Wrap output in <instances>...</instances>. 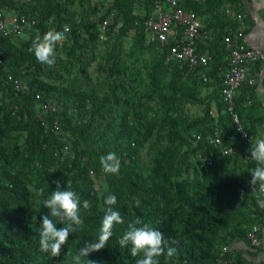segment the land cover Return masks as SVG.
<instances>
[{"label": "trees", "instance_id": "1", "mask_svg": "<svg viewBox=\"0 0 264 264\" xmlns=\"http://www.w3.org/2000/svg\"><path fill=\"white\" fill-rule=\"evenodd\" d=\"M184 1L187 4L180 1L179 6L197 16L199 4ZM136 2L139 1L109 0L105 4L97 0H0V12L10 7L17 15L36 21L24 32L29 39L19 48L10 44L20 36L0 38L4 77L11 74L29 87L28 92H17L0 80V264H71L80 247L96 241L107 206L104 200L99 202L89 175L91 168L83 165L85 161L103 173L108 194L117 199L114 208L125 220L124 225L113 228L103 249L88 256L96 264H136L139 257L131 256L130 246L121 248L118 239L127 224L137 218L162 232L169 246L177 249L168 264H220V259L225 264H264V229L260 247H252L247 238L264 214L256 203L258 193L250 192L248 184L249 169L255 165L245 161L249 146L233 130L231 115L220 95L222 78L229 67L224 39L238 27L236 16L244 12L242 0H204L210 10L223 2L235 9L234 16L226 11L219 13L217 18L222 23L217 31L212 29L215 32L210 34L202 27L199 30L196 44L205 39L210 46L206 83L198 79L202 69L183 76L175 63L165 61L176 38L170 37L165 46L151 42L144 26L151 17L135 16ZM159 2L165 4V0ZM151 7L156 8L154 0ZM89 17L95 23H87ZM107 19L105 33L119 24L114 37L116 50L106 57L109 97L80 94L72 99L66 87L43 80L47 66L29 51L37 32L42 35L51 29L62 31L67 26L66 42L58 47L83 55L91 48L82 32L98 28ZM100 31L96 40L102 39ZM172 31L177 37L182 32L179 27ZM125 40L131 42L128 49ZM262 63L254 68L255 84L242 85L235 96V112L252 137L264 135V116L253 117L252 103L245 93H255ZM58 64L61 62L56 60ZM202 88L211 93L203 96ZM51 102L62 105L55 114L41 108ZM188 105L200 107L199 113L188 115ZM73 106L77 113H68ZM54 122L69 143L66 155L62 153L65 143L53 132ZM215 131L224 148L234 149L233 155L222 156L209 143ZM193 135L202 137L197 145ZM146 145L149 162H144L141 155ZM109 152H115L120 159L117 174L102 171L99 158ZM196 152L205 162L195 159ZM191 167L194 176H183ZM14 168L16 173H12ZM55 182L60 183L61 190L70 185L82 201L91 202V209H82L84 223L70 235L61 255L50 257V253L40 251L38 236L39 218L49 210L37 201L56 190ZM223 248L227 252L220 257ZM159 259L164 264V257Z\"/></svg>", "mask_w": 264, "mask_h": 264}, {"label": "clouds", "instance_id": "2", "mask_svg": "<svg viewBox=\"0 0 264 264\" xmlns=\"http://www.w3.org/2000/svg\"><path fill=\"white\" fill-rule=\"evenodd\" d=\"M69 29L62 31L55 29L48 30L42 35L37 32L32 39L29 51L32 52L36 60L47 67H53L56 63V49L62 46L67 39ZM244 128L238 127L237 131L243 132ZM250 156L247 160L255 166L249 169L251 179L248 181L250 192L258 193L256 197L257 206L264 210V135L251 140L248 149ZM102 171L105 174H117L120 169V159L115 152H109L99 158ZM56 183V190L51 191L43 200H38L43 207L49 210V214L41 216L39 236V249L43 253H50V257H59L64 245L70 235L83 225L82 209L87 212L91 209L89 200H81L79 194L72 190L70 185H66L61 190L60 183ZM44 189L39 190L42 196ZM244 196L243 191L241 197ZM117 203L115 195L109 194L104 199L105 215L103 217L99 235L94 242H86L80 247L72 258L71 264H96L88 256L105 247L108 240L113 235V228L116 225H124L125 220L121 213L114 208ZM139 206V201H136ZM141 225V226H137ZM59 226V227H58ZM176 243V241H172ZM121 248L130 246V254L136 259V264H160V257H164V264L176 254L177 249L169 246V242L163 237V233L153 226L142 223L137 218L127 224L126 230L118 239Z\"/></svg>", "mask_w": 264, "mask_h": 264}, {"label": "built area", "instance_id": "3", "mask_svg": "<svg viewBox=\"0 0 264 264\" xmlns=\"http://www.w3.org/2000/svg\"><path fill=\"white\" fill-rule=\"evenodd\" d=\"M29 1V0H28ZM181 0H165V9L162 7L157 8L155 15L144 21V26L147 29V36L151 42L159 43L161 46L167 45L170 33L173 27L181 28V34L176 37V43L172 45L166 56L165 61L169 63H175L177 70L183 76H191L197 73L196 71L202 69L198 73V79L202 80L204 83L208 82V77L205 73L207 69V64L209 56L207 54H199L196 51V41L200 38L199 30L201 24L194 13L191 10H185L179 6ZM196 3H200L204 0H193ZM230 14L229 12H227ZM234 16V13L230 14ZM238 27L233 33L227 35L224 39L225 47L228 52L229 67L224 73L221 84V99L225 106L226 112L231 115L232 118V128L237 133L240 134L241 138L245 143L251 146V140H255L259 137H252L243 130L237 131L238 127H242L237 113L235 112V96L238 89L245 83L253 86L255 81L248 77V66L250 64H255L260 61H264V52L259 49H253L246 46L241 42L244 31V16L237 15ZM109 24V19L103 21L101 25L102 32L105 31ZM36 25L35 20H29L24 15H17L11 22H7L3 13L0 12V38H7L11 36H21L28 28H33ZM67 26L63 27V30ZM69 32V31H68ZM103 39V33L101 34ZM66 40L63 42V44ZM4 67L2 61L0 60V80L8 87H12L15 91L28 92L29 87L26 83H23L18 78H15L11 74L3 75ZM246 105L249 102L245 103ZM62 105L57 102L45 103L41 105V108L49 113L55 114L61 109ZM70 114H76L77 109L75 106L69 109ZM59 125L54 122L53 132L57 134V137L65 143L62 153L66 155L68 152V141L63 138L59 133ZM243 128V127H242ZM193 142L197 145L202 137L200 135H193ZM209 143L213 145L222 156H230L234 154V149L224 148L219 137L218 131L214 132L213 137L209 139ZM250 156L248 152L245 158ZM195 159L200 162H205L200 152L195 153ZM93 172L90 170L89 175ZM264 229V214L260 223L254 225L252 229L248 232L247 238L252 247L258 248L261 245L260 233ZM227 252V248H223L220 257H223ZM220 264H225L226 262L222 259L219 260Z\"/></svg>", "mask_w": 264, "mask_h": 264}, {"label": "rangeland", "instance_id": "4", "mask_svg": "<svg viewBox=\"0 0 264 264\" xmlns=\"http://www.w3.org/2000/svg\"><path fill=\"white\" fill-rule=\"evenodd\" d=\"M108 1L109 0H97V2L105 4H107ZM85 10L86 9H84V11ZM89 13L91 12L89 11ZM95 21L96 20H93V17H89V20H87L86 22L89 24H93L95 23ZM118 26L119 24H116L112 27V29H110V31L108 30L106 33L103 32V39L105 38L104 40L99 38L98 40H96V35L99 36L101 32L100 25H98V28L96 29L92 28L91 30L83 31L82 34L85 40H87L88 46H90L91 48L87 49L83 55H80L78 51L72 52L65 46L57 47L56 60L58 62H61V64L54 65L53 67H47V75L42 77L43 80H45V82H47L48 84L66 87L69 90L72 99L75 98V95L80 94H94L99 95L100 98H103L104 96L109 97L107 87L109 82L107 81L109 70L106 71V68H108L106 57H108L109 53H111L113 50H116V40L114 39V37L116 35ZM13 42V44L17 45L19 48L21 47L19 45H22L25 41L20 38H15ZM130 45L131 42L129 40H125V48L128 49ZM153 61L154 59H151V62ZM137 62L138 61H136V63ZM262 62L264 61L250 64L248 66V69L250 67L255 68V66L263 65ZM28 74L31 77V73L28 72ZM61 76H63L65 79H61ZM248 77L251 79L249 75ZM245 85H247V83H245ZM205 92L207 93L208 89L202 88L201 93L204 94ZM185 110L188 115L192 116L199 113L200 107L188 105ZM141 155L144 162H149L150 150L148 145L144 147ZM192 160L193 159H190V162H192ZM83 165L93 170V173L90 176L94 180V188L99 197V202L102 203V201L109 195L106 190L103 173L100 172L98 167L95 166L92 162L85 161ZM12 173H16V168L12 170ZM194 174L195 172L193 170V167H191L188 172L184 171L183 176L192 177L194 176ZM29 178L31 179L32 176H29ZM31 191H33V189H31Z\"/></svg>", "mask_w": 264, "mask_h": 264}, {"label": "crops", "instance_id": "5", "mask_svg": "<svg viewBox=\"0 0 264 264\" xmlns=\"http://www.w3.org/2000/svg\"><path fill=\"white\" fill-rule=\"evenodd\" d=\"M137 1L139 2H136L133 14L139 18L153 17L157 12L156 8L158 7H162L165 9V4L159 5L160 3L159 1L161 0H154V2L156 3V8L151 7V0H137ZM181 3H183L184 5L187 4V2L184 0H181ZM198 4L199 5H197L196 7L197 18L201 24V27L203 29L208 30L210 34L220 29L222 22L220 19L217 18L220 12L224 13V11H226V14L227 12L232 14L235 10L233 6L225 2L218 4L215 10L213 9L210 10L207 7H205L204 1ZM242 5L244 9L243 12L244 35L242 37V41L246 46L253 49H259L264 52V2L262 0H242ZM1 12L3 13L8 23L11 22V20L14 17L17 16V12L11 9L10 7L9 8L5 7ZM212 29H214L215 31L212 32L211 31ZM170 37L176 38L177 37L176 31H171ZM20 39H23L24 41L28 40L29 34L26 32L24 35L20 36ZM204 40L205 39H202L199 42H197L196 48L200 54L208 55L210 46L207 43H205ZM10 46H13V43L12 45L10 44ZM254 74H255L254 68L250 67L248 69V75L251 78H254ZM258 76L259 77L257 81V89L255 93L250 94L248 92L250 95H248L247 92L245 93L246 98L251 100L253 107L252 110L253 117H257V115L264 116V67ZM260 79H262L261 84H260ZM210 93L211 90L209 89L207 93L205 92L203 94V96H207ZM240 94L242 93L240 92ZM212 109L213 112L215 113L214 104L212 105Z\"/></svg>", "mask_w": 264, "mask_h": 264}, {"label": "water", "instance_id": "6", "mask_svg": "<svg viewBox=\"0 0 264 264\" xmlns=\"http://www.w3.org/2000/svg\"><path fill=\"white\" fill-rule=\"evenodd\" d=\"M264 2V0H262ZM262 83V79H260V84Z\"/></svg>", "mask_w": 264, "mask_h": 264}]
</instances>
